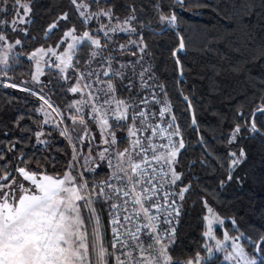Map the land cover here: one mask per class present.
<instances>
[{"label": "trees", "instance_id": "16d2710c", "mask_svg": "<svg viewBox=\"0 0 264 264\" xmlns=\"http://www.w3.org/2000/svg\"><path fill=\"white\" fill-rule=\"evenodd\" d=\"M20 2L29 4L31 12L28 21L18 25L16 30L2 31L14 46L8 65L1 71V79L40 93L43 89L41 94L63 113L59 117L68 129L71 125L68 117L74 113V109L68 108L74 100V95L68 92L74 83L72 74L64 81L57 72L46 70L43 83L32 87L33 65L27 56L40 48L58 46L62 49L60 41L64 32L73 27L76 34L90 31L104 43L97 31L98 24L104 20L93 18L84 23L70 0ZM84 2L89 4V12L111 8L121 20L129 15L131 8L136 10V20L132 21L136 32L115 36L106 49L108 52L103 53H127L134 61L143 56L140 64L151 66L154 83L165 86L167 99L177 116L185 147L179 151L175 165L176 171L183 174L182 179L172 189L176 193L183 186L191 187L183 201L177 200L180 215L176 218L174 240L168 247L173 260L184 264L199 254L201 264H222L219 255L209 257L207 253L208 241L203 235L207 208L224 221L222 226L229 235L241 237L243 234L240 245L256 255L253 242L258 243L264 236V115H255L257 127L261 129L259 133L249 129L253 113L264 103V0H183L182 4L177 0ZM14 3L15 0H7V4L0 5L11 14ZM63 13H68L69 18L59 21L46 35L49 26ZM172 14L176 16L174 24L162 25L161 15ZM181 39L183 51L179 50L174 58ZM16 40L21 43L15 44ZM130 40L137 43L128 51L112 50L114 43L124 44ZM143 45L147 47L141 53L139 47ZM89 49L84 44L77 50L79 63L86 59ZM127 81L113 78L119 99L134 98L137 104L144 97L151 101V90L141 89L136 78L131 82L134 87L129 89ZM155 91L158 98L164 99L159 88ZM185 96L191 101V108ZM39 106V99L31 93L0 86V176L5 174V169L24 166L22 160L29 162L30 168L48 174H62L65 170L70 158L68 145L59 132L42 125ZM161 106L151 104L152 111L158 114ZM142 107L144 105L140 104L139 108ZM237 124L242 126L241 132L230 144L228 141ZM38 133H42L43 143L38 141ZM121 141L118 148L122 150L126 140ZM241 149L246 159L231 172L233 179L228 181L229 154L239 153ZM99 165L91 173H84L90 183H98L108 175L105 164ZM97 208L101 211L107 239L104 204L100 202ZM219 233L215 230L218 237ZM262 254L259 253L258 261Z\"/></svg>", "mask_w": 264, "mask_h": 264}, {"label": "snow or ice", "instance_id": "6c2138e0", "mask_svg": "<svg viewBox=\"0 0 264 264\" xmlns=\"http://www.w3.org/2000/svg\"><path fill=\"white\" fill-rule=\"evenodd\" d=\"M0 3L7 4V0H0ZM70 3L79 12L84 23L93 18L107 17L108 23H101L97 29L98 32L103 33L105 38L110 39L109 33L136 32L135 27L132 26V21L136 20L134 8H131L129 15L121 20L115 17L111 8L89 12L87 11L89 4L84 0H70ZM177 3L182 4L183 0H177ZM14 9L15 18L11 23L13 30H16L15 25L27 22L31 7L27 3L15 0ZM21 9L23 14H21ZM3 11L5 9L0 8V12ZM68 18V13L59 16L49 26L46 35L47 32L57 27L59 21ZM160 19L174 23L176 16L175 14L161 15ZM0 22L7 23V21ZM75 33V27L64 32L60 43H67L69 38L72 42L67 43V50L63 53L58 54L53 48H40L32 53V58L36 59L37 71L33 80L39 81L40 59L48 53L56 57L59 61L56 67L64 72L73 67L72 52L76 44L87 40L100 50L99 52L92 51L91 57L101 56V71H89L87 77L95 76L93 83L106 86L93 89L90 83L81 84V81L86 80L85 75L81 73L76 80V85L69 88L72 93H81V99L68 105L70 110L74 109V113L68 119L73 125L79 124L83 127V134L79 137L81 141L89 136L90 123L98 127L101 143L106 147L98 151L97 155L100 160L107 161L111 171L105 179L98 183L96 181L90 183L77 165L84 171H94L95 169L87 167L89 161L94 159L93 150L91 147L88 149V156L84 158V163L80 164L79 157L83 153L78 154L75 145H73L72 158L62 174L57 172L53 175L46 171L32 169L29 167V162L23 160L24 166H18L12 170L5 169V174L0 176V264H180L179 261H174L168 252L169 244L175 237V227L164 229L162 235L158 226L160 217L153 214V210L159 213L163 209L168 216L174 215L178 218L180 209L172 197L178 196L179 200L183 201L185 193L191 187V185L183 186L176 193L168 191L166 187L175 185L182 179L183 174L176 171L175 165L178 163L179 151L185 147V144L177 123V116L173 112L171 102L167 99L168 93L165 86L154 83L151 66L140 65L141 70L136 71V65L143 60L141 56L138 61L120 64V69L130 68L132 75L138 76L140 88L151 90V101L144 97L140 98L137 104L134 98L117 99L113 78L119 77L123 80L126 78V73L113 70L112 64L116 59L114 55L111 53L106 57L102 55L104 49L110 48L107 40L102 43L101 39L94 38L90 31H84L80 36ZM5 40L6 37L0 35V41ZM20 43V40L15 41V44ZM129 43L136 44L137 42L130 41ZM8 47L11 49L12 46ZM118 47L121 53L126 49L124 44ZM146 47V45L140 46L139 51L145 52ZM179 48H184L182 39ZM132 55L136 53L132 52ZM0 63L7 65L6 55L0 56ZM61 65H63L62 68ZM101 75L109 79L101 80ZM129 80L128 87L131 89L134 85L130 77ZM149 81L153 83L150 84ZM8 86L17 87L15 84ZM155 88L161 90L164 99L158 98ZM85 89H88L86 93ZM42 91L43 89L41 93ZM32 95H38V93L32 92ZM39 99L57 116H63V113L52 104L50 99L42 94H39ZM184 100L188 108H191V101L187 96ZM140 104L145 108H139ZM151 104L162 105L158 114L151 110ZM129 109H132L131 114H129ZM40 111L45 112L43 106ZM256 113L264 115V103L258 106L253 113L249 129L252 133L261 131L255 121ZM45 115H50V113L45 112ZM166 116L170 118L165 121ZM110 118L115 120L114 124L110 123ZM157 118L160 119V123H153L152 121ZM129 119L131 124L127 127L130 143L120 150L117 147V137L113 128L125 126L121 122ZM44 123L48 121L45 120ZM164 124L166 126H162ZM192 124H196L195 116H193ZM241 128L239 124L235 126L228 141L230 144L236 140ZM148 131L151 135L146 137L140 135ZM67 134L68 129L66 128L61 135ZM39 135L38 133V139ZM157 137L166 140L167 143H155ZM174 137H180V139L174 140ZM68 138L71 142V136ZM92 139H95V136ZM14 147L15 145H12L13 149ZM229 155L232 158L230 167L233 170L246 159L243 149L238 154L231 152ZM99 166L97 163L96 167ZM39 167L41 166L37 165V168ZM13 173L18 174L19 181L17 175ZM232 179L233 176L229 172L227 180ZM223 183L224 181H221L222 185ZM98 201L107 205L112 233L110 248L105 243L101 211L96 207ZM208 213L209 215L204 217L207 221V230L203 235L214 239L213 224H223L224 221L211 208H208ZM133 221H136L134 230L128 226ZM163 223L171 225L172 220L165 217ZM232 223L235 224V220ZM142 237H147V239ZM165 237L168 243H165ZM241 237H229L225 232L223 241L216 240V248L217 250L224 249V244L231 239L233 241L232 251L227 252L225 249L226 260L235 261V264H264V254L258 261L256 255L246 252L244 247L236 243ZM262 244H264V236L261 237L259 243L253 242L256 253H264ZM208 251L211 252L212 249L208 248ZM199 262L200 256L197 254L194 259H189L184 264H199Z\"/></svg>", "mask_w": 264, "mask_h": 264}, {"label": "rangeland", "instance_id": "374dc122", "mask_svg": "<svg viewBox=\"0 0 264 264\" xmlns=\"http://www.w3.org/2000/svg\"><path fill=\"white\" fill-rule=\"evenodd\" d=\"M0 8H4L5 11L3 12H0V21H7V23H2L0 22V35H3L2 31L6 30V29H10V30H13V25L11 23V21L15 18V9L13 10V12L10 14L9 11L7 10V8L5 6H2L0 5ZM21 14H23V10L21 9ZM87 11H89V8L87 9ZM79 14V12H78ZM80 16V15H79ZM102 18L104 21L100 22L98 24V29L101 25V23H104V24H107L108 23V19L107 17H100ZM29 19V14L27 16V21ZM82 19V18H81ZM91 20V19H90ZM88 20V22L90 21ZM87 22V23H88ZM113 23H115V20H113ZM24 23H18L17 25H15V28H17L18 25H22ZM161 24L162 25H166V26H170V25H173L174 23H168L167 20H164L162 21L161 20ZM101 35H102V38L105 40H107L108 44H111L113 42V38L119 34H129L127 32H118L116 34H112V33H109V36H110V39L108 38H105L103 33L102 32H99ZM76 34V33H75ZM77 36H80L82 34H76ZM63 38V37H62ZM95 38V37H94ZM131 41V40H130ZM126 42L124 43V45H126V49L124 51H128L129 48L135 46V44H130L129 42ZM71 39L69 38L67 40V43H71ZM67 43H64L63 44V48L60 49L58 46L56 47H48V48H53L58 54L60 53H63L64 51L67 50ZM88 45L90 47V49L87 51V55H86V59H84V61L82 63H79L77 61V58H76V53H77V50L82 46V45ZM121 43H114L111 47H112V50H116L117 52L120 51L119 49V45ZM9 45H11V49H9ZM13 44H11L10 42H8V40L6 39L5 41H0V56H7V59L9 61V58L10 56L12 55V50H13ZM48 48H45V49H48ZM106 50V49H104ZM37 51V50H35ZM34 51V52H35ZM92 51H97L99 52L100 50L99 49H96L95 46L91 45V43L87 40L83 41L82 43H78L76 44L73 52H72V58H73V67L71 68H68L66 69L64 72H61L60 71V68H57L56 67V64L59 63V61L56 59L55 56H53L51 53H48L47 55H45L42 59H40V69H41V74L39 75V81H35L33 80V76L34 75H37V71H36V59L32 58V53L29 54L27 56V59L31 61L32 65H33V74H32V78L30 80V84L32 87H35V86H38L40 85L41 83H43L44 81V75H45V71L46 70H51V71H55L57 72V74L60 76V78L62 80H66V77L67 75H70L72 74V77H73V80H74V83L70 86H75L76 85V80L78 78V76L83 73L86 77V80H83L81 81V84H84V83H90L92 84V88L95 89V88H98V87H105L106 85H100V84H95L93 83V81H95L96 77L95 76H92V77H87V73L89 71H101V68H100V65L102 63L101 61V56L98 55L96 58H92L91 57V53ZM106 52H108L106 50ZM140 52V51H139ZM111 53V52H110ZM103 56H107L109 55V53L106 55L104 53H102ZM116 57V59L113 61V64H112V67H113V70H121V71H124L126 73V79H128L127 83L129 84L130 83V80H129V77L131 78V82L136 78L137 81H139V78L138 76H133L132 75V72H131V69H120V64L122 63H126L128 61H133V57L131 55H128L127 53H124V54H112ZM8 65V63H7ZM7 65L3 64V63H0V86H8L10 84L4 82L2 79H1V71L2 69H4ZM140 65L142 64H137L136 65V71L139 72L141 70V67ZM61 68L63 67V65L60 66ZM143 67H146L145 65H143ZM70 73V74H69ZM101 80H105L106 78L108 77H103L101 75ZM114 78H119V77H114ZM15 89L17 90H20V91H24V92H29L32 94V92H36L38 93V95H34L35 97H37L39 99V94H41L39 91H35L30 88H27V87H21V86H17L15 87ZM22 89H27V90H22ZM88 91V89H85V93ZM68 92L71 94V95H74V100L73 101H76V100H80L81 99V93H72L69 91L68 89ZM43 95V94H42ZM116 96V94H115ZM117 99H119L117 96H116ZM124 100H130V98H127V99H124ZM150 100V99H149ZM39 102H40V106H39V109H38V112L40 114V116L42 117V125L44 127H47L49 129H53L57 132L60 133V137L62 139H64L68 145V148H69V154H70V158H69V161L71 160L72 158V155H73V145H75L76 147V150H77V153H83V155H81L79 157L80 159V164H83L84 163V158L88 156V149L91 147L92 148V157L94 159H91L89 161V164L87 165V167L89 169H96V165L97 163L100 164L101 162H103L107 168V171H108V174L110 173L111 169H109L108 165H107V161L106 160H100L97 153L98 151L102 150L103 147H106L105 145H103L101 143V138H100V134H99V129L98 127L93 124V123H90L89 124V127H90V132H89V136L84 140V141H81L79 139V137L83 134V127L79 124H76V125H73L72 121H71V125L70 127L68 128V134L67 135H61L62 132L65 131L66 128H64V125L62 124V121L60 119L59 116L56 115V113L52 112L51 109H48L46 105H43V101L39 99ZM44 107L45 109V112H48L50 113V115H45V112H42L40 111L41 107ZM145 108L142 107V109ZM150 108L152 110V107L150 105ZM131 111L132 109H129V114H131ZM85 112L87 113L88 112V109L86 108L85 109ZM87 118V117H86ZM169 117L166 116L165 121L168 119ZM151 119V117H150ZM47 120L48 123H44V121ZM130 120V119H129ZM153 123H160V119H156V120H153L152 121ZM110 123L114 124L115 123V120L113 118H110ZM122 125H125V126H122L124 127V130L121 129V127H115L113 128V131H115L116 133V137H117V147L119 145L120 142H122L121 140H126V147L129 145L130 143V138L128 136V127L127 126H130L131 124V121L128 122V121H122L121 122ZM73 128H75V131H73ZM39 139L38 141L40 143H43L44 142V138L42 136V133H39ZM232 134V133H231ZM142 137H146L145 135V132H143L142 134H140ZM69 136H71V142L69 141ZM95 136V139H92V137ZM239 136V134L237 135V137ZM231 138V136H230ZM174 140H179L180 138L179 137H174L173 138ZM237 140V138H236ZM235 140V141H236ZM234 141V142H235ZM232 142V143H234ZM121 150V149H120ZM123 150V149H122ZM238 154V153H237ZM107 155V154H106ZM231 156H230V162H231ZM78 169L80 171H83L84 173H91L92 170H89V171H84L83 168H80L79 165H77ZM229 170L230 172L233 171V169H231L230 167V163H229ZM17 175V179L18 181L20 180L18 174H15ZM26 185L28 184V182H24ZM170 187V189L173 188V185H167ZM173 191V189H172ZM174 193V192H173ZM177 200L178 199V196H175ZM102 203V201H98L97 202V205L99 203ZM96 205V207H97ZM104 207H105V210H106V216H107V219H108V222L107 224L109 223V215H108V211H107V205L104 204ZM98 209V208H97ZM131 211V209H130ZM209 213H208V208L206 209V216H208ZM103 223V221H102ZM104 226V224H103ZM205 226H206V230H207V221L205 220ZM105 230V229H104ZM215 230H218L220 233V237H218L217 235H215ZM213 236H214V239H210L208 237H205L206 240L208 241V248H211L212 251L209 252L207 251L209 257H212V256H215V255H219L221 257V263L222 264H235V261H228L225 259V255H226V251L225 249L227 250V252H231L232 251V248H231V245L233 243V241L231 239H229L225 244H224V249H221V250H217L216 248V240H221L223 241V236H224V233L226 232V230L223 228L222 224H219V223H214L213 224ZM163 235V233H161ZM229 235V234H228ZM229 237H239V236H231L229 235ZM104 238H105V243L108 244L109 248H110V235H109V232H108V236H107V239L105 237V232H104ZM144 239H147V237H142ZM165 243H168L167 241V237H165ZM236 243H239L240 244V239L236 241ZM202 261L200 260L199 264H201Z\"/></svg>", "mask_w": 264, "mask_h": 264}, {"label": "built area", "instance_id": "2783aa9c", "mask_svg": "<svg viewBox=\"0 0 264 264\" xmlns=\"http://www.w3.org/2000/svg\"><path fill=\"white\" fill-rule=\"evenodd\" d=\"M162 126H166V124L162 125ZM145 135L146 136H149L151 135V132L148 131V132H145ZM155 143L157 144H162V143H167L166 140H163V139H160L159 137L155 138ZM167 187V190L172 192V189H170L169 186H166ZM172 199H175L176 200V206L180 208L179 206V202L177 201L176 197L173 196ZM162 202V201H161ZM169 211H171V209H169ZM153 214H156L160 217L159 221H158V226L161 230V233H163V230L164 229H168L169 227H175L176 226V218L174 215L173 216H168L167 215V212H165L163 209L159 212V213H156L155 210H153ZM167 217L168 219L172 220V224L171 225H167V224H164L163 223V220L164 218ZM135 224H136V221H133L132 224L128 225L129 227L133 228L134 230V227H135ZM108 232H109V235H110V240L112 239V233H111V226L110 224L108 223Z\"/></svg>", "mask_w": 264, "mask_h": 264}, {"label": "water", "instance_id": "95a60500", "mask_svg": "<svg viewBox=\"0 0 264 264\" xmlns=\"http://www.w3.org/2000/svg\"><path fill=\"white\" fill-rule=\"evenodd\" d=\"M180 42H181V40H180ZM179 45H180V43H179ZM183 51V49H180L179 47H178V49L174 52L175 53V55L173 54V56H174V58H176V55H177V53H178V51ZM259 242H260V240H259ZM258 242V243H259ZM256 253V252H255ZM256 255H257V257H259V253H256Z\"/></svg>", "mask_w": 264, "mask_h": 264}]
</instances>
